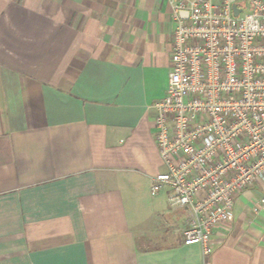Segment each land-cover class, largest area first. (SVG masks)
I'll use <instances>...</instances> for the list:
<instances>
[{
    "label": "crops",
    "instance_id": "0c3cea01",
    "mask_svg": "<svg viewBox=\"0 0 264 264\" xmlns=\"http://www.w3.org/2000/svg\"><path fill=\"white\" fill-rule=\"evenodd\" d=\"M175 27L168 0H0V264H264L260 187L207 256L151 192Z\"/></svg>",
    "mask_w": 264,
    "mask_h": 264
},
{
    "label": "built area",
    "instance_id": "2783aa9c",
    "mask_svg": "<svg viewBox=\"0 0 264 264\" xmlns=\"http://www.w3.org/2000/svg\"><path fill=\"white\" fill-rule=\"evenodd\" d=\"M168 2L171 72L154 121L166 171L151 192L167 189L170 207L188 212L184 243L207 256L240 194L264 195V0Z\"/></svg>",
    "mask_w": 264,
    "mask_h": 264
},
{
    "label": "rangeland",
    "instance_id": "374dc122",
    "mask_svg": "<svg viewBox=\"0 0 264 264\" xmlns=\"http://www.w3.org/2000/svg\"><path fill=\"white\" fill-rule=\"evenodd\" d=\"M150 198H152L151 196H149Z\"/></svg>",
    "mask_w": 264,
    "mask_h": 264
}]
</instances>
